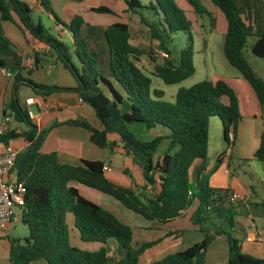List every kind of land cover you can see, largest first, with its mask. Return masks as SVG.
<instances>
[{
  "label": "trees",
  "instance_id": "1",
  "mask_svg": "<svg viewBox=\"0 0 264 264\" xmlns=\"http://www.w3.org/2000/svg\"><path fill=\"white\" fill-rule=\"evenodd\" d=\"M124 1L128 11L138 14L150 38L158 43V48L169 53L167 58L159 62L157 54L150 50L149 74L166 84L180 83L192 76L195 71L190 34L192 22L185 11L175 0H150L147 4L141 0ZM186 1L196 14L207 15L214 28L215 18L200 0ZM210 1L221 11L226 21L224 56L248 83L258 101L262 130L253 157L264 162V78L256 74L244 54L247 37L254 33L248 30L237 0ZM43 4L54 15L49 4ZM137 8L151 9L154 17L148 18ZM91 9L114 15L106 6ZM2 21H11L26 31L34 49L43 51L52 62L61 63L73 76L75 85H44L24 78L21 75L22 55L4 34ZM85 24L80 14H75L68 24H63L72 35L71 44H68L50 34L43 23L32 16V9L27 2L0 0V68L14 75L12 95L3 113H9L13 120L30 126L27 131L18 132L12 128L0 136V141L5 143L20 135L27 142L16 156L14 169L17 181L23 183L25 190L21 220L27 226L28 234L22 240H10V263L138 264L140 255L146 249L165 237L180 233V230L169 231L162 237L134 246L132 227L99 202L83 196L78 187L69 184L70 181H76L79 185L109 195L125 209L159 225L168 223L196 205L190 221L200 225L204 237L183 250L168 253L149 264H205L209 244L222 234L228 245L229 264H264V259H255L241 251V240L233 233L231 209L228 208V213L224 214L219 207L207 208L218 194L209 185L210 171H206L209 122L212 116H217L223 124L225 141L228 143L230 130L235 140L242 114L234 89L222 78L204 79L189 87L178 88L173 101L163 100L164 91L151 87V78L139 64L147 53L130 43L129 25L123 20H115L104 29L111 78L103 75L96 62V54L90 51L87 37L82 32ZM178 30L187 31L189 41L180 51L178 59H174L167 45L172 34ZM254 36L250 52L264 58V33ZM34 58L36 67L40 62L37 52ZM32 70L29 68L28 73ZM23 84L29 85L40 96L57 91L76 93L83 103L93 109L101 128L93 127L84 118L68 119L63 125L86 129L89 141L100 149L112 152L119 145L140 171L136 178L129 167L124 169L125 174L131 179L136 178L138 184L124 185L108 178L102 170V161L82 159L81 163L73 165L60 162L55 151H41L49 129L39 128L28 117L16 93ZM222 96L228 98L227 103L221 101ZM132 124L136 125V132L130 129ZM157 125L165 127V133L146 140L141 137L143 132L148 136L147 132ZM164 143L166 147L160 154L159 146ZM219 160L220 155L216 163ZM144 182L152 188V195L146 193ZM225 195L226 192L218 198ZM209 211L216 212V217H222L226 228L211 224L213 219ZM68 212L74 214V225L82 241H97L104 245L90 251L72 244L66 222ZM202 221L209 227L204 229ZM110 240L115 242L113 250ZM112 255L118 256L115 263Z\"/></svg>",
  "mask_w": 264,
  "mask_h": 264
},
{
  "label": "crops",
  "instance_id": "2",
  "mask_svg": "<svg viewBox=\"0 0 264 264\" xmlns=\"http://www.w3.org/2000/svg\"><path fill=\"white\" fill-rule=\"evenodd\" d=\"M25 1V0H24ZM29 3V6L31 9H36V11H47L44 7L45 2L48 4H56L55 9L59 13V18L54 13L49 15V18L52 17L57 24L56 26H61L58 31L59 34H68L69 38H72L71 33L68 31V29L63 25V21L68 22L75 14H80L85 21V25L82 28L83 34L87 37V43L90 48V51L92 53L96 54V58L99 56L98 52L101 51L100 60L103 63V66L108 69V50L106 48V45L104 43V29L105 27L115 21V14L110 13H99L96 11H93L92 7L97 6H106L110 8L114 13L118 14L119 17L125 16L127 12L130 11L127 10V5L124 0H27ZM25 1V2H27ZM144 4L146 2H149L150 0H141ZM74 2V4H73ZM244 2L246 4V7L244 9ZM239 11L245 20L248 30H253L254 34H262L264 33V0H256V4L259 5L260 13L258 16V13L253 7L254 1L253 0H237ZM202 5L213 14L215 18V25L213 29H220L223 33L226 32V21L225 18L222 17L221 14H219L214 8L211 7L210 2ZM52 9V8H51ZM53 11V9H52ZM46 12V13H47ZM48 14V13H47ZM58 15V14H57ZM15 17V15H14ZM98 18V21H90V18ZM16 18V17H15ZM58 18V19H57ZM5 22L11 21H2L1 27L2 30L4 29ZM14 24V23H13ZM130 31V29H129ZM4 34L12 41L14 44L15 50L22 55V61H21V75L24 78H29L35 83L44 84V85H58V86H74L75 80L71 73L59 62H52V59L46 55L43 51L36 50L30 43L29 36H24L23 38L17 36L14 33L13 28H6V31H4ZM131 37V34H130ZM72 41V39L70 40ZM130 43L131 38H130ZM93 46H100V51L98 49H92ZM134 45V44H133ZM91 46V47H90ZM136 46V45H135ZM205 48L206 45H205ZM35 52H37L40 62L37 64V66H34V57ZM100 54V53H99ZM99 58V57H98ZM33 65V66H32ZM33 68L31 73H28V69ZM35 68V69H34ZM1 70H5L0 68ZM39 70L45 71V74H39ZM109 75V74H107ZM6 77V76H5ZM220 78V77H216ZM14 79V77H13ZM13 79L5 78L6 82H2L0 87V109L2 110V115L0 116V121L4 115L3 111L7 108V104L10 101L11 95H12V82ZM226 82L229 83V85L234 89L236 92L239 102H240V109L242 118L239 122L237 134L235 137L234 142L232 143V146L230 148V151L226 153L227 148V142L225 141L224 136V128L223 124L220 121L221 124L214 122L215 128L217 130H221V136L222 140L221 142L217 139H214V150L216 153V158L214 163L210 164L206 162V171H210L209 175V185L213 188H226V190L235 191L238 193H242L244 195L249 196V201L247 204H239L236 205L231 211L233 212V217L242 214L245 216L247 222L245 223V243L247 245V253L256 254V250H253L249 244L251 242H263L264 243V200H257L255 197L256 191L250 184H245L244 182H241L239 180H235L232 176V174L229 171V166L231 164V161L234 158L238 159H254L253 154L255 150L259 146V139L260 134L262 130V117H261V110L258 104V101L255 97V94L251 87L248 85V83L241 77H235V78H226ZM224 79V80H225ZM16 93L18 95V98L20 100V103L23 107H25V99L28 97L34 98V103L30 105V109L32 110L33 106H36L38 109V113H34L35 118L32 119L36 122V124L39 126V128H42V123L46 124V128H49V130H55L60 127H67L70 129L76 130V132L70 131V134H67L65 137L59 138L54 137L53 143L48 145V147H45L47 139V135L41 145V151L43 152H52L55 151L58 156V160L60 162L64 163H70L73 165H77L81 163L82 159L85 160H99L102 161L103 164H108L111 167L110 174L109 172H104V174L124 185H132V179L129 177V175L125 174L123 172L124 167H129L130 171L133 172L134 176L136 178L139 176V169L133 165L131 162V158L125 156L126 163L123 164V168H121L119 171H115L111 166V159H109L114 153L120 154V159H123L121 153L123 152L120 147H116L112 152H109L110 156L108 159H102V155L100 152H97L96 150H93L94 148H91L90 145H93L89 139H88V131L81 127H75V126H67L63 125V122L68 119H86L93 127L95 128H101V123L98 124V122L92 121L93 116L90 114L85 107H89V105L83 103L80 101L79 96L70 91H57L54 92L48 96H40L36 94L33 89L26 84L20 85L18 89L16 90ZM221 101L223 103L228 102V98L226 96L221 97ZM93 110V109H92ZM33 111V110H32ZM60 112V113H59ZM94 112V111H93ZM6 114V113H5ZM59 115H65L66 117H59ZM95 115V114H94ZM50 117V118H49ZM96 117V116H95ZM97 118V117H96ZM45 119V121H44ZM16 128L11 125V129ZM86 132V135H81L82 137L78 136L81 130ZM209 129H210V122H209ZM48 130V131H49ZM80 130V131H79ZM82 131V132H83ZM81 132V133H82ZM84 132V133H85ZM17 138V137H16ZM16 138H13L10 140V143L16 147L21 146L20 149H23L27 142H20L14 141ZM50 140V139H49ZM52 140V139H51ZM18 142V143H17ZM48 143V142H47ZM95 146V145H93ZM119 146V145H118ZM17 147V148H19ZM87 150H83V148ZM96 147V146H95ZM98 148V147H97ZM19 149V150H20ZM100 149V148H98ZM165 149V148H164ZM163 149V150H164ZM211 149L210 144V137L208 140V154ZM162 150V151H163ZM161 151V153H162ZM220 155L219 163H216L217 158ZM217 164V166L214 168V166ZM114 175L111 177L110 175ZM70 185L74 187H78L80 191V187L78 186V183L76 181H70ZM81 193V192H80ZM220 194H216L214 200L209 205L210 207L216 206L220 208V212L227 214L228 211L226 208L227 204L229 203L227 201L226 197H221ZM95 200V199H94ZM110 201L111 203H116L115 206H121V209H125L119 202H117L115 199L110 197L109 195L101 196V199L99 201L95 200V202H100V204L105 207L106 209L113 212L120 220L126 223L115 211L110 209L109 206H107V202ZM224 203V204H223ZM240 203V202H239ZM226 206H223L225 205ZM234 205V203H233ZM194 206L191 209H188L184 211L180 216L174 218L173 220L169 221L168 223L161 224L159 227H156L155 229L152 228L150 231H152V234L149 232V226L151 225V221H148L144 219L141 216H135L137 219L139 218L138 222L136 223V227L138 228L137 231H135L134 227L130 225L133 229V245L136 246L139 243L150 241L157 239L159 237L164 236L169 231H175L179 230L180 227H170V223L177 222L181 216H186L187 219H190V215L193 211ZM129 211V210H128ZM131 212V211H130ZM189 212V213H188ZM133 213V212H132ZM188 213V214H187ZM190 214V215H189ZM222 218V217H212L214 221L216 219ZM260 220L261 227L258 228V226L255 224V220ZM249 220L251 223H249ZM66 222L69 227V234H70V241L72 244L86 250H98L103 243L97 242V241H82L79 237V231L74 225V214L71 212L66 213ZM189 223V222H188ZM13 223L8 227L7 233L0 231V264H7L9 261V248H10V240L14 238L12 236V229H13ZM158 225V224H157ZM188 225H194V224H188ZM246 227L249 229L246 230ZM194 229V228H193ZM147 231V232H146ZM149 233V236L148 234ZM176 234H172L168 237H165L161 242L156 244L155 246L146 249L139 257L138 264L140 263L141 259H143L144 255L148 250L157 249V251H160L162 247L165 245L171 243L172 239H175ZM254 237V240H247V238ZM202 239V238H201ZM226 237L222 235H217L215 239L209 244L208 249L206 251V263L205 264H229L228 263V245L227 241L224 242L223 240ZM197 242V241H195ZM193 242V243H195ZM115 242L112 243V240H110V246L113 245ZM192 243V244H193ZM249 243V244H248ZM158 247V248H157ZM160 247V248H159ZM163 252V251H162ZM160 253L157 257L160 258L168 253ZM167 252V251H164ZM113 257V263L118 259L117 255H112ZM157 257H152L156 258ZM150 258L148 261V264L155 260ZM10 262V261H9ZM11 264V263H10ZM30 264H47L45 261H33Z\"/></svg>",
  "mask_w": 264,
  "mask_h": 264
},
{
  "label": "rangeland",
  "instance_id": "3",
  "mask_svg": "<svg viewBox=\"0 0 264 264\" xmlns=\"http://www.w3.org/2000/svg\"><path fill=\"white\" fill-rule=\"evenodd\" d=\"M25 1H27V0H25ZM253 1H254L253 7L259 16L261 7H259V5L256 4V0H253ZM175 2L177 3V5L180 8H182L185 11L186 16L192 22V28L190 30V34L192 36V44H193V50H194L193 63H194V67H195V71L192 74V76H190V77L184 79L183 81H181L180 83H176V84H166L160 78L149 74V72L151 71V65H150L151 61L149 59V53L151 52L150 50H152V52L157 54V60L159 62L163 61V58H165V57H162L160 55V51H162V50H160L158 48V43L150 38L148 29L140 21L138 14L133 13V12H129V13L127 12V14L125 16H123V18H122V17H119L118 14L114 13L115 17H116L115 20H123V21H126L128 23L129 29H130V34H131V37H130L131 42L134 45H136L140 48H143L146 51L147 54H145L142 57L139 64L146 71L145 73L151 78V81H152L151 87L164 91V96L162 97L163 100L173 101L175 92L180 87H189V86H191V85H193L199 81H202L204 79H215L216 77H220L222 79H225V77L226 78L227 77L228 78H235V77L241 78L238 70L235 67L231 66L224 56L223 41H224L225 33H223L220 29H213L211 27L209 17L205 14H200V15L196 14L192 10L191 6L188 4V2L186 0H175ZM200 2L203 4H206L207 0H200ZM208 2H210V5L212 8H214L219 14L222 15L221 11L217 7H215L210 0H208ZM27 3H28V1H27ZM147 3L148 2H146L145 4H147ZM73 4H74V2H73ZM54 5H56V4H54ZM54 5L49 3L50 8L53 9L54 13L56 12L58 14L57 15L55 13L56 16L59 18V13L56 11ZM245 8H247V7H246V4L244 2V9ZM137 10L140 11L141 13H143L148 18L154 17L152 10L149 8H137ZM46 12L42 11V10L36 11V9H32V16L35 19H39L43 23L45 28L48 29L50 34L58 37L63 42L71 44V41H70L71 39L69 38L68 34H65V33H63L62 35L59 34L58 29L61 26H56L57 22L54 19H52V17L49 18V15H51V14L49 12H47L48 13L47 14ZM222 17H223V15H222ZM59 19L62 20L61 18H59ZM90 21H92V22L98 21V18H95V17L90 18ZM62 23L68 24L69 21L65 22V23L63 21ZM4 25H5V27L3 29L4 31H6V28H13L14 33L17 36H19L21 38H23L24 36H26V37L28 36L26 31L19 29L18 26L13 24V23L5 22ZM250 31L253 32V30H251V29H250ZM254 38H255L254 34H251L247 37L246 45L244 47V54H245L249 64L251 65L252 69L256 72V74L259 75L260 77L264 78V58L257 57L250 52V45H251L252 41L254 40ZM103 40H104V43H105L106 48H107L106 41L104 38H103ZM188 41H189V33L187 31L178 30V31L174 32L172 34V38H171L170 42L167 45L168 49L170 51L171 58L178 59L180 51L184 47H186ZM205 45L207 48H205ZM91 48L92 49H98V51H100V46L97 47V46L92 45ZM107 50H108V48H107ZM98 55H99L98 56L99 58L98 57L96 58V62L98 64L102 74L111 78V75L109 73V69L104 67L102 61L100 60L101 51L98 52ZM38 72L41 75L45 74V71H43V70H39ZM107 74H109V75H107ZM5 78L6 77L4 74V70L0 69V85L3 81L6 82ZM0 89H1V87H0ZM85 108H87L88 112L90 114H92V116H93L92 121L98 122V124H100L99 121L97 120V118L95 117L92 108L90 106L85 107ZM32 110L35 114L38 113V109L36 106H33ZM1 115H2V110L0 109V116ZM59 117H66V116L65 115H59ZM44 121H45V119H44ZM33 122H35V121L33 120ZM214 122L221 124L220 119L217 116H212L210 118L209 137H210L211 149H210L209 155L206 158V162L210 163V164L214 163L215 158H216V153H217L214 150V139H216V137H214V136H218L217 139L220 142L222 140L221 139L222 138L221 130L219 131L215 128ZM10 123L13 127H16V130L18 132L27 131L30 129V126L27 125L25 122H18L15 120H11ZM42 127L44 129H46L47 126H46V124L42 123ZM47 129H49V128H47ZM130 129L132 131L136 132V125H134V124L130 125ZM164 129H166V128L161 126V125H157L154 128H151L149 130V132H147L148 136H146L145 132H143V136H141V137L145 140L150 139V138H152V137H154L160 133H165ZM70 131L76 132V130L70 129L67 127H65V128L60 127L58 129H55L52 131L49 130L47 133L48 141H46L45 147H48V145L53 143L54 137H56V136L59 138L65 137L67 134H70L69 133ZM82 131L83 130H81V132ZM81 132L79 133L78 136L82 137L81 136L82 134L86 135L85 131H83L82 133ZM17 140L19 141V143L26 141L25 138L21 135L18 136L15 140H13V142L17 141ZM90 146H91V148H94L93 150H96L97 152L101 153L102 159H108V157L110 156L109 150L98 149L97 147H95L93 145H90ZM16 147H19V146H16ZM116 147H120V146H116ZM116 147H114V149ZM165 147H166L165 143L161 144L159 146L160 154H161V151ZM20 148H21V146L18 149H20ZM83 150H87V149H85V147H84ZM121 155H122V157H124L123 159H120L119 153H114L109 158V159H111V166L114 169V173H115V171H119L121 168H123V164L126 163V161H124L125 156H126L125 153L122 152ZM124 169H125V167L122 169L123 172H124ZM228 169H229L230 173L232 174L231 177H233L235 180H239L241 182H244L245 184L252 185V187L256 191L257 196L255 198L257 200H264V162L258 161L256 159L244 160V159H238V158L233 157V160L231 161V164H230ZM114 173L111 174L110 176L112 177L114 175ZM109 174H110V172H109ZM134 184H138V182L136 181V178L132 179V186H135ZM139 184H143V183H139ZM144 184L146 186V189H145L146 193L148 195H152V193H153L152 188L149 185H147L145 182H144ZM78 186L80 187L81 194L83 196L87 197L88 199L93 200V201H95V200L99 201V199H101V196L106 195L104 193L98 192L92 188H89V187H86L83 185L78 184ZM215 189H216L217 193L220 194L221 196L227 191L226 188L225 189L224 188H215ZM240 194H242V193H240ZM107 203H108L107 206H109L110 209L115 211L124 221H126V223H129L130 225H132L134 227L135 231L138 230V228L136 227L137 226L136 223L138 222L139 218H137L138 219L137 220L134 217V215L138 216L137 214L132 213V212L128 211L127 209L123 210V209H121V206H118V207L115 206V205H117L116 203L113 204L110 201H108ZM226 204H227V206H226ZM226 204L223 206H226V208H232L233 209L236 205H239L241 203L236 202V203H234V205H233V203L232 204L226 203ZM195 207H196V205H194V208ZM194 208H193V210H194ZM214 214H216V212L209 211V215L211 217H214L215 216ZM246 222H247V220H246L245 216L242 214H238V215L234 216V218H233L232 227H233L234 235L241 240V244H240L241 251L243 253L249 254V253H247V245L245 243V234H244L245 233L244 228H245ZM201 223H202V226L204 229H206V227H209L205 221H202ZM213 223L217 224V226H221V227L226 228L225 220L223 218H219V219L217 218L215 221L213 220V222L211 224H213ZM249 223H251L250 220H249ZM261 223L262 222L260 220H258V219L255 220V224L258 226L259 229L262 228ZM157 224L158 223H156V222H151V225L149 226V232L151 234H152V231H150V230L152 228L155 229L156 227H159V224L158 225ZM188 224H191V221H190V219H187L186 216L184 217V215L181 216V218L177 222L170 223V227H172V228H174L175 226L180 227V228H178L180 230V233L178 235H176L175 239L171 240V243L162 247L160 249V251H157V249H155V248L152 250H148L146 252V254L144 255L143 259H141L139 264H148V261L150 258L157 257L158 255H160V253L162 251H163L162 253L176 252L179 250H183L184 248L191 245L195 241H200L201 238L204 237V232L201 230L202 228L200 227V225L195 224L192 226V225H188ZM12 226H13V229H12L11 233H12V236L14 238H20L22 240L25 236H27V234H28L27 226L22 222L20 217L13 222ZM211 227H213V226L211 225ZM211 227L209 229H211ZM247 229L248 228L246 227V230ZM146 234H148V236H149V233H146ZM223 241L226 242L225 239ZM249 246H251V248L253 250H256V254H254V253L249 254L251 257H253L255 259H264V243L263 242H251L249 244ZM111 248H112V250L114 249V247L112 245H111ZM164 251H167V252H164ZM152 259H156V258H152ZM7 264H10V262L8 261Z\"/></svg>",
  "mask_w": 264,
  "mask_h": 264
},
{
  "label": "built area",
  "instance_id": "4",
  "mask_svg": "<svg viewBox=\"0 0 264 264\" xmlns=\"http://www.w3.org/2000/svg\"><path fill=\"white\" fill-rule=\"evenodd\" d=\"M162 57L167 58L169 53L167 51H160ZM7 78L13 79L14 75L8 70H4ZM81 101V99H80ZM34 103L33 97L25 99V111L29 118L34 119V112L30 109V105ZM11 114L6 113L0 121V136L6 134L11 130ZM228 143L226 153L230 151L234 137L232 131L228 132ZM19 149L10 142L5 143L0 141V231L7 233L8 227L19 217L22 216V207L24 205V186L23 183L17 181L16 170L14 169V162L19 153ZM103 172L111 171L108 164L102 166ZM225 197L229 203L240 202L247 204L249 196L240 194L235 191L227 190ZM210 209V206L207 207ZM247 240H254V237L247 238Z\"/></svg>",
  "mask_w": 264,
  "mask_h": 264
}]
</instances>
